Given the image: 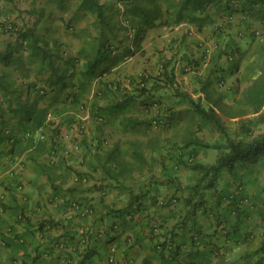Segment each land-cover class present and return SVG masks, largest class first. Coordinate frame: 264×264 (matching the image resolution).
I'll return each mask as SVG.
<instances>
[{
	"label": "crops",
	"instance_id": "0c3cea01",
	"mask_svg": "<svg viewBox=\"0 0 264 264\" xmlns=\"http://www.w3.org/2000/svg\"><path fill=\"white\" fill-rule=\"evenodd\" d=\"M179 1L0 0V264H264V197L192 166L216 162L194 140L219 141L183 96L220 113L223 51L248 44L252 6L227 24L226 0H204L210 17L175 22ZM174 54L197 65L173 62L171 86ZM155 85L159 104L140 90Z\"/></svg>",
	"mask_w": 264,
	"mask_h": 264
},
{
	"label": "trees",
	"instance_id": "16d2710c",
	"mask_svg": "<svg viewBox=\"0 0 264 264\" xmlns=\"http://www.w3.org/2000/svg\"><path fill=\"white\" fill-rule=\"evenodd\" d=\"M210 2V1H209ZM210 4V3H209ZM248 4L251 7L246 13L243 14L242 18L240 19L241 22L247 23V27L252 28L251 32H249V44L250 42L255 38V35L262 30L264 32V0H226L225 1V9L227 12L228 19H226L227 24L232 23V19L234 17L233 13L236 11L235 6ZM171 7L177 8V13H175V22H180L181 20H188L192 23H197L200 21V19L208 18L210 17V14L208 13V6L204 4V0H180L176 4H172ZM187 10H191V12L198 11L200 16L195 15H189L186 14ZM202 16V17H201ZM225 21V20H224ZM255 22H257V26L254 27ZM132 24V23H131ZM131 27H135V25H131ZM129 28V26H127ZM136 28V27H135ZM9 29H12L9 27ZM11 31V30H10ZM243 47H240V45L235 41L234 38L231 39V41L227 42L225 45V49L223 51V55L227 58V61L229 62L230 66H232L233 70L234 67L237 66L239 62L240 55L243 51ZM231 54H234L235 57L233 60H228L229 56ZM178 54H174L173 61H169L167 64H165L164 74L167 76V82L171 84V86H175V66H173L171 69H169L170 65L174 64L176 65V57ZM205 56H208L204 54ZM184 59L188 61L189 63H193L196 67V61L192 58H188L187 56H184ZM194 67V68H195ZM182 71H187L185 68H181ZM148 81L149 79H145ZM219 82H223L224 80H219ZM156 83V81H155ZM156 85L153 86V88L148 90L146 87H141L140 90L145 91L146 93H150V96L152 98L151 103L152 104H159V98L156 97ZM126 95V94H125ZM183 95V94H182ZM184 97L189 98V102L193 107V111L195 115L198 117L209 121L213 126H215L217 129L222 130L225 132L222 120L220 118V114L217 112V110L213 106H205L201 100L195 101L186 94L183 95ZM264 80L260 79L257 80L248 92V100L249 102L256 107V111H259L260 108L263 106L264 100ZM171 112L162 111L161 107L160 110L157 112V117H161L162 119H167L169 122V117L171 116ZM154 117V118H155ZM153 118V119H154ZM153 121V120H152ZM168 122L163 126L160 127V129L165 131L167 129ZM150 124V123H148ZM153 126V124H152ZM240 134H238L237 137H228L226 140L216 142L214 144H210L208 142H204L200 139L194 140L192 144H200L203 147L207 148H213L219 150V154L217 156L216 162L211 165H201V164H195L192 165L194 168H201L204 169L203 175L204 177H209L214 180L218 177L220 171L224 168L232 169L237 163H244L248 161L251 157H257L264 155V133L259 134L255 137H250V134L252 133L251 126L243 121L239 128ZM192 153L196 154V151L192 150ZM134 197H139V195H136Z\"/></svg>",
	"mask_w": 264,
	"mask_h": 264
},
{
	"label": "rangeland",
	"instance_id": "374dc122",
	"mask_svg": "<svg viewBox=\"0 0 264 264\" xmlns=\"http://www.w3.org/2000/svg\"><path fill=\"white\" fill-rule=\"evenodd\" d=\"M233 73L234 77L229 80V84L221 87L224 89L225 93L223 96L219 97L221 101L219 114L225 132L217 129L213 124L200 125L202 131L205 132V134H211L215 141L224 142L228 137H237L238 134H240L239 128L243 121L247 122L252 128L250 137H255L264 133V103L260 110L256 111V107L248 100V92L253 83L260 79L264 80V32H262V30L255 35V38L250 44L246 43L240 55L239 62L237 66L234 67ZM144 129L135 130L132 135L152 136V133H155L150 127H145ZM195 145L199 148L201 147L200 144ZM208 150L211 155V160L215 162L219 150L213 148ZM204 162L209 161L205 159ZM233 169H235L233 173H230L229 170L231 169L225 170L224 175L218 182L219 189H230L232 185V182L230 183L231 178L238 180L243 178L244 181H246L245 184L248 185V189H251L252 186H257L260 190L258 196L264 197V155L251 157L244 163L236 164ZM240 170L244 172V175L238 173Z\"/></svg>",
	"mask_w": 264,
	"mask_h": 264
},
{
	"label": "built area",
	"instance_id": "2783aa9c",
	"mask_svg": "<svg viewBox=\"0 0 264 264\" xmlns=\"http://www.w3.org/2000/svg\"><path fill=\"white\" fill-rule=\"evenodd\" d=\"M8 27H11V26H8ZM130 30V35L132 34V31H133V28L130 26L129 27ZM200 47L202 48V52L203 54H206V55H210L211 51H212V47L211 45L205 41V40H202L200 41ZM235 57L234 54H231L228 58V60H233ZM176 59V65L179 66L180 68H185L187 71H191L194 69V64L193 63H189L188 61H186L183 57V55L181 54H178L177 57L175 58ZM221 84H223V82H221ZM167 119H162L161 117H155L152 121V124H153V127L155 129H160V127L163 125H165L167 123ZM44 130V126L40 127V132H42ZM71 130L74 132V131H77L78 133H82L83 130H84V127L81 125V124H74L72 127H71ZM5 133L10 135V130L9 129H6L5 130ZM28 135H31L30 133ZM13 138L12 136L10 135L9 137V144L11 145L13 143Z\"/></svg>",
	"mask_w": 264,
	"mask_h": 264
}]
</instances>
